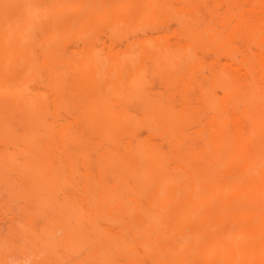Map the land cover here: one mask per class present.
<instances>
[{"label":"bare ground","instance_id":"1","mask_svg":"<svg viewBox=\"0 0 264 264\" xmlns=\"http://www.w3.org/2000/svg\"><path fill=\"white\" fill-rule=\"evenodd\" d=\"M0 264H264V0H0Z\"/></svg>","mask_w":264,"mask_h":264}]
</instances>
